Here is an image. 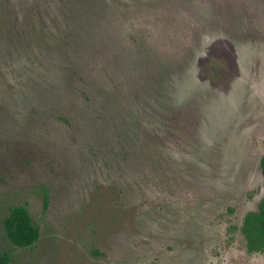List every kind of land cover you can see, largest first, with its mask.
<instances>
[{
    "label": "rangeland",
    "instance_id": "374dc122",
    "mask_svg": "<svg viewBox=\"0 0 264 264\" xmlns=\"http://www.w3.org/2000/svg\"><path fill=\"white\" fill-rule=\"evenodd\" d=\"M102 1L84 35L64 0H0V253L264 264L240 233L264 198V0ZM15 206L34 248L6 238Z\"/></svg>",
    "mask_w": 264,
    "mask_h": 264
},
{
    "label": "trees",
    "instance_id": "16d2710c",
    "mask_svg": "<svg viewBox=\"0 0 264 264\" xmlns=\"http://www.w3.org/2000/svg\"><path fill=\"white\" fill-rule=\"evenodd\" d=\"M66 11L74 18H78V24L83 23L85 25V29L83 30L84 35L87 34L86 29L88 23V16H93L95 13L93 9L96 10L98 8V2L101 1L103 6H107L106 1L102 0H87L86 5L82 8H79L74 5L70 0H64ZM100 6L103 7L101 5ZM103 7L102 12H106V8ZM79 8V9H78ZM93 8V9H92ZM122 13V5L116 4V8L113 9V12ZM100 18L102 14L99 15ZM144 18H148L145 16ZM120 28V27H119ZM141 29H135L136 32L135 36L130 35L132 38L133 43H136L137 47H140L143 41H146L147 37L143 34L145 33V29L140 27ZM99 29V28H98ZM121 30V29H120ZM99 31L96 33L98 35ZM120 33V32H119ZM162 50L161 47L155 49L156 52ZM137 53V52H136ZM162 55L163 63H157V66L161 65H168L172 63L169 61L168 64L166 63L168 56ZM166 59V60H165ZM158 68V67H157ZM160 68V67H159ZM261 172L264 179V156L261 158L260 161ZM3 226L5 230V235L10 244L18 249H31L39 242L41 237V232L39 227L36 225L32 215L30 214L29 210L24 206H15L11 208L9 214L3 221ZM240 233L246 240L247 250L250 253H264V198L259 203L258 208L256 211L248 212L244 218L242 226L240 228ZM13 259L10 253L8 252H1L0 253V264H12Z\"/></svg>",
    "mask_w": 264,
    "mask_h": 264
}]
</instances>
